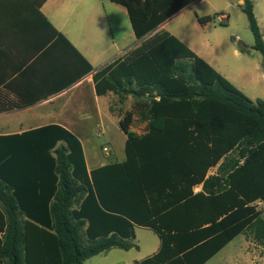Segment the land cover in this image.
<instances>
[{
	"label": "trees",
	"instance_id": "16d2710c",
	"mask_svg": "<svg viewBox=\"0 0 264 264\" xmlns=\"http://www.w3.org/2000/svg\"><path fill=\"white\" fill-rule=\"evenodd\" d=\"M111 1L127 8L141 40L93 77L98 96L134 99L120 122L126 158L89 172L80 139L56 124L0 135V264H85L114 248H136V225L151 229L161 246L134 264H206L244 233L264 247V101H252L159 31L199 0ZM243 12L264 65L252 0ZM197 19L205 26L214 17ZM237 47L248 51L243 42ZM136 115L148 121L144 136L131 130ZM180 162L186 176L200 178L155 177L177 173Z\"/></svg>",
	"mask_w": 264,
	"mask_h": 264
},
{
	"label": "crops",
	"instance_id": "0c3cea01",
	"mask_svg": "<svg viewBox=\"0 0 264 264\" xmlns=\"http://www.w3.org/2000/svg\"><path fill=\"white\" fill-rule=\"evenodd\" d=\"M203 1L192 3L176 16ZM252 2L264 38V0ZM243 5L244 0H226V5L216 11L227 16L226 22L221 24L229 23L231 15L228 13L235 7L244 13ZM199 13L196 17L212 16L206 11ZM176 16L159 31H168V23ZM192 25L195 35L188 32L187 27L170 33L252 101H264V65L262 56L254 54L258 52L253 49L255 40L247 41L248 51L241 52L237 42L244 43V37L240 33H234L232 42L226 44L210 37L209 23L202 26L194 18ZM140 43L127 8L111 0H0V135L22 134L52 124L61 125L80 139L89 172L123 162L125 159H115L111 155L108 156L110 160L94 157L90 162L78 134L93 144L92 134L97 132L104 136L108 126L122 131L120 122L132 110L134 99L129 97L126 100L130 101V108L116 118L109 96L114 93L98 96L93 77L107 65L124 59ZM227 51L234 57V64L228 61ZM147 126L148 121H141L136 115L131 130L144 136L149 132ZM127 139L125 134V146ZM103 150L110 151L109 147ZM177 165V173H161L155 177L177 181L200 178L194 173L186 176L185 169L180 167L184 164L180 162ZM193 166L195 170L197 166L198 173H201L199 162L194 161ZM218 167H212L207 178L217 175ZM203 189V184L193 188L195 194L203 192ZM180 190H185V186L179 187ZM170 192L166 187V193ZM182 211L184 215L185 210ZM139 228L146 227L136 225V238ZM233 241L206 264L223 253ZM159 242L142 260L159 251ZM245 260V264H257L259 261L247 252Z\"/></svg>",
	"mask_w": 264,
	"mask_h": 264
},
{
	"label": "rangeland",
	"instance_id": "374dc122",
	"mask_svg": "<svg viewBox=\"0 0 264 264\" xmlns=\"http://www.w3.org/2000/svg\"><path fill=\"white\" fill-rule=\"evenodd\" d=\"M226 5V0H204L199 6L193 7L190 11L176 16L167 25L169 32L177 33L179 28H186L188 32L195 35V30L192 25V20L199 11H206L214 16L212 22L209 23L210 37L223 43L232 42L234 33H240L244 37V43L254 41V36L249 28V21L247 16L242 13L237 7L231 9L228 15H231L229 23L221 24L217 20V16L224 14L216 12ZM227 53H229L227 51ZM256 56L261 57L259 52L254 53ZM229 59L234 64V57L229 53ZM111 96V110L115 112V117L124 115L127 108H130V101L123 104L119 101V97L110 93ZM89 99V96H88ZM108 126V125H107ZM119 127V126H118ZM104 136L99 133H94L92 141L93 144L88 143L87 139L83 138L82 134H78L85 144L87 157L90 162L94 157L100 159H108L110 157L115 159H125V134L118 128L109 127ZM104 147H109L110 151L105 152ZM110 160V159H108ZM258 209L263 212L264 216V203L259 205ZM159 237L148 228H139L136 240L133 241L138 248H133L130 251L122 249H112L108 252L97 255L85 262V264H134L136 261H141L147 257L159 245ZM249 253L253 258L259 261L257 264H264V247L260 245L251 233H244L236 237V239L215 259L208 264H245V254ZM251 263V262H250Z\"/></svg>",
	"mask_w": 264,
	"mask_h": 264
},
{
	"label": "built area",
	"instance_id": "2783aa9c",
	"mask_svg": "<svg viewBox=\"0 0 264 264\" xmlns=\"http://www.w3.org/2000/svg\"><path fill=\"white\" fill-rule=\"evenodd\" d=\"M217 20H218L220 23H225L226 20H227V16H226V15H218V16H217Z\"/></svg>",
	"mask_w": 264,
	"mask_h": 264
}]
</instances>
